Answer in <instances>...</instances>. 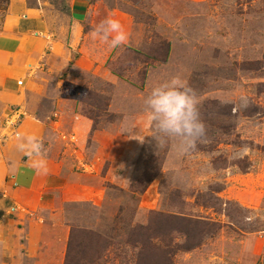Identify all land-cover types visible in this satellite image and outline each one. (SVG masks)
Listing matches in <instances>:
<instances>
[{
  "label": "rangeland",
  "instance_id": "obj_1",
  "mask_svg": "<svg viewBox=\"0 0 264 264\" xmlns=\"http://www.w3.org/2000/svg\"><path fill=\"white\" fill-rule=\"evenodd\" d=\"M94 1L103 12L99 24L110 9L127 42L103 65L47 77L45 94L36 98L38 110L50 115L54 102L70 108L77 100L78 113L93 123L87 151L68 161L79 164L74 179L93 194L58 200L53 218V209L41 213L48 225L68 227L65 258L75 227L114 240L108 264H132L137 250L123 244L129 231L149 224L153 211L180 207L210 227L199 247L171 253L174 264H264V0ZM177 75L195 92L207 129V143L185 156L175 140L157 145L144 105L154 87ZM11 110L27 116L21 107Z\"/></svg>",
  "mask_w": 264,
  "mask_h": 264
},
{
  "label": "crops",
  "instance_id": "obj_2",
  "mask_svg": "<svg viewBox=\"0 0 264 264\" xmlns=\"http://www.w3.org/2000/svg\"><path fill=\"white\" fill-rule=\"evenodd\" d=\"M99 5L94 0H36L35 5L8 0L0 6V264H64L68 227L48 225L41 213L60 199L93 194L92 187L74 179L79 164L68 163L71 154L81 160L87 151L92 120L78 113L77 100L70 108L54 102L50 115L38 110L36 98L45 94L47 77L60 80L75 67L92 69L110 58L114 48L92 36L103 15ZM103 17L114 19L108 8ZM12 107L26 109L27 116L9 114ZM10 120L17 126H9ZM18 134L43 142L46 171L37 172L33 159L18 149ZM48 216L58 213L53 209Z\"/></svg>",
  "mask_w": 264,
  "mask_h": 264
},
{
  "label": "clouds",
  "instance_id": "obj_3",
  "mask_svg": "<svg viewBox=\"0 0 264 264\" xmlns=\"http://www.w3.org/2000/svg\"><path fill=\"white\" fill-rule=\"evenodd\" d=\"M92 36L110 43L113 48L125 44L128 39L119 20L111 17L97 25ZM144 105L148 122L155 129L154 138L160 147L175 140L178 153L185 156L194 152L199 144L207 143V129L200 119L196 94L179 75L154 87L145 97ZM247 106L246 98L241 97L240 107ZM232 111L235 113L238 108L233 107ZM17 139L18 149L33 159L37 172L46 171L43 142L34 135L18 134ZM247 151V148L242 149L240 158Z\"/></svg>",
  "mask_w": 264,
  "mask_h": 264
},
{
  "label": "trees",
  "instance_id": "obj_4",
  "mask_svg": "<svg viewBox=\"0 0 264 264\" xmlns=\"http://www.w3.org/2000/svg\"><path fill=\"white\" fill-rule=\"evenodd\" d=\"M260 150L264 152V146ZM243 168L248 170L250 165L246 164ZM223 190L224 188L212 192L220 193ZM152 214L153 218L149 224L132 228L123 243L125 247L131 246L137 250L133 255L132 264H174L171 253L194 250L203 243L209 231L210 224H205L200 219L194 221L180 207H177L174 213L153 211ZM174 234L177 238H173ZM179 237L182 244L177 243ZM113 247L114 240L93 231L73 227L65 264H108L107 260ZM168 247L173 252H168Z\"/></svg>",
  "mask_w": 264,
  "mask_h": 264
}]
</instances>
